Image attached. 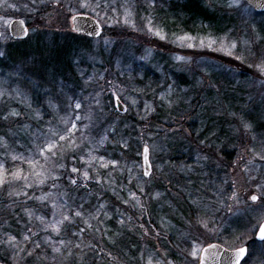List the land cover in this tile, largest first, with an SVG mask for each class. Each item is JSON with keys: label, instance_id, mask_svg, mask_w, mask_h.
<instances>
[{"label": "rangeland", "instance_id": "374dc122", "mask_svg": "<svg viewBox=\"0 0 264 264\" xmlns=\"http://www.w3.org/2000/svg\"><path fill=\"white\" fill-rule=\"evenodd\" d=\"M184 1L100 0L110 7L95 11L81 7L82 0H7L0 5V52L5 53L0 56V165L8 181L0 187V264H99V259L107 264H199L190 252L197 249L199 257L213 243L230 250L247 245L241 264H264V242H252L254 229L264 221V75L249 67L264 59V13H256L245 0H238L239 7L228 6L234 0L182 7ZM50 5L43 17L50 21L46 32L51 43L32 48L37 61L8 56L14 40L10 22L23 20L27 38L34 39L37 9ZM55 5L62 6L58 15ZM125 8L135 27L123 24ZM78 14L95 18L103 34L75 35L71 20ZM117 17L121 23L113 24ZM187 17L211 22L201 19L185 26ZM58 35L62 41L54 43ZM184 36L192 39L182 40ZM209 40L216 41L212 48L206 46ZM59 42L66 49L63 55L54 50ZM232 42L237 44L233 56H242L244 63L219 50ZM114 91L127 109L123 114L113 112ZM76 100L82 103L79 111L69 107ZM12 111L20 115L13 117ZM69 115L81 116L76 137L81 143L84 133L83 143L75 153H63L64 167L53 169L58 179L37 188L28 164L12 156L34 155V142H42L49 127L63 128L60 118ZM114 141L119 144L116 154L110 151ZM144 147L152 167L148 178L143 175ZM89 151L98 158L91 167L84 162ZM100 157L107 168L101 167ZM73 167L79 172L73 173ZM18 168L33 187L12 179ZM104 191L120 204L116 213L107 210ZM233 192L236 201L230 198ZM47 193L51 195L43 202L36 199ZM252 195L260 199L254 203ZM65 201L73 209L83 204L84 216L65 221L57 236L45 224L53 221L52 203ZM20 203L31 205L19 208ZM241 218L240 229L232 230L230 225L238 228ZM9 237H15L18 247L7 243ZM129 243L137 257L126 250ZM88 252L95 257L86 259Z\"/></svg>", "mask_w": 264, "mask_h": 264}, {"label": "snow or ice", "instance_id": "6c2138e0", "mask_svg": "<svg viewBox=\"0 0 264 264\" xmlns=\"http://www.w3.org/2000/svg\"><path fill=\"white\" fill-rule=\"evenodd\" d=\"M7 0H0V5L6 3ZM229 7H239V3L238 0H234V3H230L228 5ZM9 7H13L12 5H9ZM81 7L83 8H89L92 11H95L96 9H101L104 10L108 7H110L109 4L105 3V4H101L100 0H96V2L93 4L92 0H82L81 2ZM257 7H259V5H257ZM250 14V13H249ZM97 15H99V13H97ZM132 13L125 8V11L123 13V24L124 25H130L132 27H135L134 22L130 19ZM73 19L75 20L76 17H73ZM23 21H20V24L23 25ZM105 23H107V21H105ZM121 23L120 19L114 18L113 19V24H119ZM149 24H151V22L149 21ZM112 24H109V27H111ZM149 32H152L154 35L160 37V39H165V37L161 34L160 31H154L152 27L148 28ZM23 33L26 36L28 34L27 29L24 28L23 29ZM96 35H99V32L97 31L95 33ZM182 40H191V37L188 36H184L181 37ZM107 43V41H106ZM201 47L205 46V42L203 40H201L200 42ZM216 43V41L214 40H209L207 43V47L212 48L213 45ZM188 47H195L194 44L189 43L187 45ZM237 47V44L235 42H232L230 44V47H226L225 45L221 44V48L219 50L224 51L226 55L228 56H233V50H235ZM5 53L4 52H0V56H4ZM234 59L239 60L241 63H244L245 60L242 56L236 55L233 56ZM178 59L180 60H184L183 57H179ZM249 67H254L261 75H264V59H262L259 63L257 64H249ZM261 83H264V81H261ZM0 95H3V93H0ZM112 95L115 97L117 104H119L120 102V95L117 94V92H113ZM97 103H99V101H97ZM133 104H135V100L132 101ZM69 107L74 108V111H79L82 108V103L78 100L73 101L72 104L69 105ZM150 107L146 105V109ZM124 111H127V109H123ZM11 116L15 117V116H19L20 113L16 112V111H12L10 113ZM37 116H39V113L37 112ZM4 119L7 120L8 116H4ZM61 123L64 125L63 128H59V127H49L47 132L42 133L43 139L42 142H34V155L29 156V157H23L22 155L17 156L14 155L12 156V159L15 160H21L22 162H26L29 166V168L31 169V172L29 173L30 176L34 177V183L35 186L37 188H39L41 185H44L45 182L48 179H52L53 181H55L56 179H58V177H56L55 175H53V169L57 167V165L60 168L64 167V164L61 163L60 161H62L64 159L63 153L71 150L72 152H76L77 149H79L81 147V143H83V137H84V133L81 134V143H77V137L76 134L78 132H80V128L77 124L78 121H81V116L80 115H75V117L73 118V116L69 115L66 117H61ZM85 119H90V117H85ZM89 127V125H84L85 130H87ZM245 128L246 129H250L251 125L249 124H245ZM39 140V138H37ZM0 140H2V138H0ZM101 144H103V140L100 141ZM5 146H7L5 144ZM148 148L145 147L144 149V162L145 164L148 165V167L143 171V175L145 177H149L151 176V172H150V168H151V164L149 163V157H148ZM87 157L88 159L85 160L84 162L87 163L89 165V167L92 166L93 162L95 160H97L98 158L95 157L92 153V151H89L87 153ZM261 159H264V154H261L260 156ZM81 159L83 160V157H81ZM101 161V167L107 168L108 164L103 162V158L100 157L99 158ZM43 161V162H42ZM110 163L112 164L113 167L116 166L117 162L116 161H110ZM4 166L0 165V187L4 186L8 181H7V176L3 171ZM73 173H78L79 169L73 167L71 170ZM12 175V179L19 181L21 179H23L25 181L24 187L25 188H31L33 187V183H29V175H23V169L18 168L16 171L11 173ZM83 179L85 181L89 180V173L87 170L84 171L83 173ZM97 183H101V181L99 179H97L96 181ZM71 183L73 185H75L77 183L76 179H72ZM86 186V185H85ZM141 191H143V189H140ZM23 195L27 196L28 193L24 192L22 193ZM51 193H47L43 196L40 197H36V199L40 200L41 202H43L44 200L47 199L48 196H50ZM31 198V197H29ZM129 198L132 200H135L137 204H139V199L136 197V194L133 192L129 193ZM232 200L236 201L238 199L237 194L235 192H233L231 194L230 197ZM250 199L255 203L257 202L260 197L256 196V195H252L250 197ZM125 203H127V201H125ZM52 209H53V221L48 222L47 224H45V230H47L48 228H51V230L58 236L60 235V226L64 224L65 221H68L69 223H73L74 222V218H80L81 220H83V204H80L77 206V208L73 209L70 206L67 205V202L65 201L64 204H58L56 202H53L51 205ZM67 208L68 212H64L63 209ZM104 205H100V209H103ZM68 213H73V215H69ZM60 215L62 218L61 219H56V216ZM105 215H107L105 213ZM122 215V214H121ZM29 216L31 217V214H29ZM92 218L94 219H98V215H94ZM38 219H40L41 223H44V219L43 217H38ZM85 223H87V221H84ZM121 224H124V220H120L119 221ZM90 226V225H89ZM205 227H207V224L204 225ZM254 232L257 236V238L264 242V221L258 223L257 227L254 229ZM30 237L28 235L24 236V241H29ZM7 243L11 244L13 247H18V243L15 241V237H9L7 240ZM61 244H63L64 242L61 240L60 241ZM37 248H39V245H36ZM77 247H79V245H77ZM212 249H216V245H210L209 246ZM20 251H24L23 248L19 249ZM53 251L55 252H59L60 249L59 248H53ZM204 253V255L199 256L198 257V250L193 248L192 251L190 252V255L193 257V259H199V264H205L206 260H207V253H208V249H202L200 250ZM29 255H31V252L28 253ZM214 257H216L217 259L220 257V254L218 252H214L213 253ZM248 255V246H241L238 247L233 255L231 257H225V260H227L229 262V264H241V261L244 259V257ZM148 264H152V261L149 260ZM157 264H159V262H157Z\"/></svg>", "mask_w": 264, "mask_h": 264}, {"label": "trees", "instance_id": "16d2710c", "mask_svg": "<svg viewBox=\"0 0 264 264\" xmlns=\"http://www.w3.org/2000/svg\"><path fill=\"white\" fill-rule=\"evenodd\" d=\"M195 3V4H198V3H202V1L201 0H186V1H184V3L182 4V7L183 6H185V4L186 3ZM173 4H176V3H174V2H172ZM55 7H56V14L58 15V12L60 13V12H62V6H56L55 5ZM51 10H52V8H51V5L50 6H41V7H39L38 9H37V17H38V19H40V20H38V22H39V28H38V30H37V33H36V38H32V39H25V40H21V41H14L13 40V43H12V45L9 47V54L10 55H8V56H11V57H13V59H15V58H22V57H27V58H36V56H35V53H33V49L32 48H34V47H38L39 46V44L41 43H43V41H45L47 44H50V43H48L47 42V40H48V38H47V32H46V27H48V24H49V20L48 19H46L45 17H43V15H47L48 14V12H51ZM55 14V15H56ZM56 15V16H57ZM55 16V17H56ZM51 17V16H50ZM49 17V18H50ZM53 18V17H52ZM186 19V21L184 22L185 23V26H190L191 27V22L192 23H196V21H198V20H201L202 18L200 17V18H191V19H188V17L187 18H185ZM202 20H204V21H210L211 22V20L210 19H206V18H204V19H202ZM209 22V23H210ZM210 25L212 26V28L214 29V26H213V24L212 23H210ZM29 26V25H28ZM194 28V27H193ZM46 33V34H45ZM75 35H77V34H75ZM78 36H81V35H78ZM58 37H60V38H58ZM54 43L56 42V41H62V39H61V36H55L54 38ZM67 42H71V41H67ZM64 43H66V42H64ZM57 44H60V45H57L55 48H54V50L59 54V55H63V53L62 52H64V51H66V49H65V47H64V45H63V43H61V42H59V43H57ZM56 52H55V56H56ZM36 61H37V58H36ZM60 76H61V74H59ZM63 77V76H62ZM113 112L115 113V112H117L116 111V109L115 108H113ZM135 125V127L137 128L138 127V124H137V122H136V120H133L132 121ZM112 138V137H111ZM113 140V139H112ZM115 142V141H114ZM115 144V146L116 147H113V148H111L110 149V151L113 153V154H116V153H118L119 151H117V150H119V144L117 143V142H115L114 143ZM179 183V186H181L180 185V181L178 182ZM84 191H86V190H84ZM84 191H81V194H88V193H91V191H87V192H84ZM105 192V194H106V199H104L103 201H104V203H105V206H106V208H107V210L108 211H111V212H114L116 209L115 208H118L119 207V203H117V201H115L116 199L115 198H110V194H109V192L108 191H104ZM101 195H103V193H101ZM178 197H180V196H178ZM92 198H95V197H92ZM31 204H27V203H20L19 205H18V207L20 208V207H28V206H30ZM19 208H14L15 209V213H18L19 212ZM115 209V210H114ZM115 213H116V211H115ZM113 220V219H112ZM114 221L115 220H113V225H114ZM242 221H245V219H243V218H241L240 219V223H239V226H238V228H235L234 227V229H233V227L230 225V228L232 229V230H239L240 229V227H241V224H242ZM249 221V220H248ZM114 228H115V226H114ZM18 231H20V229H18ZM39 241H40V243L41 242H43L42 240H40L39 239ZM254 244H258V242L254 239V241H252ZM34 243V242H33ZM126 247H127V251L129 252V255L131 256V257H137V255L133 252V246H131V244L129 243L128 245H126ZM45 248V247H44ZM45 249H48V248H45ZM86 255V259H88L90 256L91 257H95V255H93L91 252H88V253H86L85 254ZM100 258H102V257H100ZM102 259H105V258H102ZM100 260V263L99 264H107L106 263V261H103V260H101V259H99ZM136 260H137V258H136ZM70 262V261H69ZM77 262L76 261H71V264H76ZM80 263H81V261H80ZM77 264H79V263H77Z\"/></svg>", "mask_w": 264, "mask_h": 264}, {"label": "water", "instance_id": "95a60500", "mask_svg": "<svg viewBox=\"0 0 264 264\" xmlns=\"http://www.w3.org/2000/svg\"><path fill=\"white\" fill-rule=\"evenodd\" d=\"M245 2L250 7H252L255 10V12L264 13V0H245ZM257 5H259V7H257ZM74 17H76V19L74 20L72 18L71 23H72V30L76 34L85 35L89 38H99L103 34L102 26L92 16L84 15V14H78V15H75ZM20 21H23V20L15 19V20H12L9 24L10 36L14 40H18V41L25 40L29 34V30H28V27L25 24V22L23 21L24 23H23V25H21ZM24 28H26L27 32H28V34L26 36L23 33ZM97 31L99 32V35L95 34ZM0 38H1V28H0ZM114 107H115L116 111L121 113V114L126 112L123 110L126 107L123 104V102L121 101V99H120L119 104H117V101L114 97ZM144 149H145V147H144ZM143 154H144V150H143ZM148 157H149V151H148ZM142 161H143V171H144L148 167V165L145 164V162H144V155L142 156ZM149 163H150V159H149ZM149 170L152 173V167ZM146 178H148V177H146ZM255 239L257 242H260V243L262 242L257 238V236H255ZM210 245H216V249L210 248L209 247ZM210 245L205 247L208 249V253H207L208 258H207L205 264H229V262L227 260H225V257H231L235 250H230V249H228V248H226V247H224L218 243H213ZM214 252H218L220 254V257L218 259L216 257H214V255H213ZM202 255H204L203 252H201V256ZM246 257H247V255L244 257V259L241 261V263L246 259Z\"/></svg>", "mask_w": 264, "mask_h": 264}]
</instances>
